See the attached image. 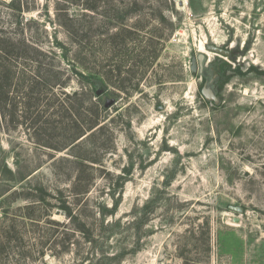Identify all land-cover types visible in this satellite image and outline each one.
<instances>
[{
  "label": "rangeland",
  "instance_id": "1",
  "mask_svg": "<svg viewBox=\"0 0 264 264\" xmlns=\"http://www.w3.org/2000/svg\"><path fill=\"white\" fill-rule=\"evenodd\" d=\"M37 1L25 13L37 21L25 34L46 49L56 35L68 44L69 54L57 48L56 58L70 71L65 90L88 85L74 66L117 84L94 91L101 110L109 107L98 147L47 146L62 145L65 123L43 126L38 137L25 127L3 133L0 159L7 157L11 168L32 160L51 218H39L38 210L34 222L16 218L14 238L2 237L0 264H264V0H100L99 13L81 15L77 24L76 41L86 46L81 56L58 24L57 0ZM134 2L127 23L140 27L123 45L128 32L113 35L119 29H107L105 15ZM10 15L0 3V24H12ZM94 52L104 68L96 67ZM200 53L204 73L194 74ZM205 84L219 103L203 94ZM100 143L104 149L114 143V152L103 154ZM82 155L103 162L87 161L92 188L77 197L72 182L79 168L71 160ZM115 201V214H101ZM20 204H12V214Z\"/></svg>",
  "mask_w": 264,
  "mask_h": 264
},
{
  "label": "trees",
  "instance_id": "2",
  "mask_svg": "<svg viewBox=\"0 0 264 264\" xmlns=\"http://www.w3.org/2000/svg\"><path fill=\"white\" fill-rule=\"evenodd\" d=\"M99 2L100 0H57L58 24L68 35L71 40L69 41L70 44L76 43H73L78 48L75 56H81L86 52L85 44L76 41L79 31L77 24L82 16L93 17L97 15L99 13ZM0 3L6 5L9 9L12 23L8 26L0 24V144L3 133L11 134L20 127H25L30 136L38 137L43 126L56 122L58 124L65 123L63 143L62 145H45L61 150L69 146H72V148L81 147L82 143L80 144V142L85 141L83 143L89 142L96 147L101 135H104V131L108 130L109 127V123L105 122L107 115L102 112L107 111L109 107L101 110L102 104L99 101H93V96H96L94 91L97 92L99 88H105L106 82L110 84L117 83L113 82L112 77H108L106 82L100 80L99 77L92 75L89 67H86L88 71H79L74 66L73 71L79 74L82 79L88 81V85L83 84L74 91H66L65 89L71 80L70 71L66 67H62L56 58L59 56L57 48L61 49L63 53L60 54L63 57L69 54L68 44L59 40L56 35L53 47L46 49L35 37L32 35L28 37L25 34L28 25L31 22H37L33 19H26L25 13L36 9L38 1L33 0L30 3L29 0H10L8 2L0 0ZM66 5H80L86 11L76 15L71 13L69 8L62 7ZM136 8L137 3L134 2L127 5L121 13L119 10L118 12L121 15H117V12L112 16L109 11H107L108 15H105L104 26L107 29L114 27L119 29L118 34L114 33L113 35L128 32L122 40L123 45H126L128 38L137 35L136 30L140 27L138 22L133 25L127 23L128 16ZM93 23L95 24L92 20L91 26ZM111 39L113 40L108 44L110 43V48L114 50L118 46V44L115 45L117 40L113 36ZM94 55L96 67L101 63L98 67L104 68L105 66L102 64V60L98 59L96 52H94ZM108 63V71L113 76L115 67L111 65V60ZM21 65L23 67H20ZM97 72L102 74L101 71ZM65 75L66 77H64ZM123 81L125 82L126 79ZM224 81H227V79H224ZM57 89L62 90L64 97L58 95ZM18 97L20 100H18ZM22 100L24 101L22 102ZM45 100L47 103L46 106L44 105L45 108L42 109L40 108L41 103ZM78 100L81 102H77ZM86 100L92 104L91 107L84 105ZM49 112L50 114H48ZM55 115L59 119H51ZM100 144L101 150L104 149L105 145ZM112 144L113 146L103 150V154L114 152L115 146L114 143ZM71 161L77 163L79 168L72 182L74 194L77 197L79 195L86 196L92 188V183L89 180L90 174L88 175L83 167L88 166L87 161L102 164L103 159L82 155ZM36 170L31 159L23 161L18 159L17 168L9 166L7 157L0 159V223H2L0 225V245L3 244V236L8 240L14 238L13 233L16 231V221H18L16 218L22 220L23 223H25V220L34 222L37 220V210L40 212L39 218H51V210L41 206L46 203L49 193H47V188L38 182V178L34 174ZM17 201L25 202V204L18 205L16 209L18 213L14 215L11 207ZM64 206L68 210V215H71L70 207H66V203ZM117 207L118 202L115 201L112 210L107 209L101 214L104 216L113 215ZM41 254L44 255V251H41Z\"/></svg>",
  "mask_w": 264,
  "mask_h": 264
},
{
  "label": "water",
  "instance_id": "3",
  "mask_svg": "<svg viewBox=\"0 0 264 264\" xmlns=\"http://www.w3.org/2000/svg\"><path fill=\"white\" fill-rule=\"evenodd\" d=\"M180 6H183L184 5V1H180ZM215 50L223 55H229L230 52L228 50H224L222 48H215ZM205 59H206V55L204 53H200L198 55V58L194 59L193 61V65H192V72L194 74L198 73V72H201V73H204V63H205ZM202 92L203 94L207 97V99L209 100H213L215 101L216 103H219L220 100L218 99V97L216 96V93L215 91L209 87L207 84L204 85L203 89H202ZM102 93V90L101 89H98L97 90V94L98 95H101ZM232 209L236 210V211H243V208L241 207H231ZM235 221H239V218H235Z\"/></svg>",
  "mask_w": 264,
  "mask_h": 264
},
{
  "label": "bare ground",
  "instance_id": "4",
  "mask_svg": "<svg viewBox=\"0 0 264 264\" xmlns=\"http://www.w3.org/2000/svg\"><path fill=\"white\" fill-rule=\"evenodd\" d=\"M201 50H203V49H201Z\"/></svg>",
  "mask_w": 264,
  "mask_h": 264
}]
</instances>
